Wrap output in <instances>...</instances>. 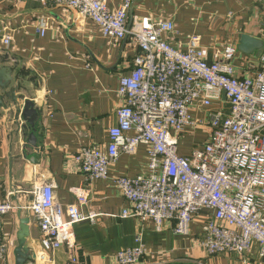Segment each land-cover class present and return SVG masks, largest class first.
<instances>
[{
    "label": "crops",
    "instance_id": "0c3cea01",
    "mask_svg": "<svg viewBox=\"0 0 264 264\" xmlns=\"http://www.w3.org/2000/svg\"><path fill=\"white\" fill-rule=\"evenodd\" d=\"M122 2L110 0L109 6L118 9ZM134 17L172 21L173 47L186 49L192 36L201 37L209 63L216 51L234 46L239 77L253 76L262 68L264 0H134L129 21ZM42 28L44 35L39 32ZM7 34L14 41L9 48L0 46V68L11 69L12 76L9 89L1 92L0 204L11 202L16 209L1 219L9 249L0 264H16L17 235L24 218L30 219L29 247L36 255L27 264H117V253L135 247L138 236L148 249L144 264H264L257 252L208 256L200 245L199 218L187 237L176 235L171 221L159 231L153 222L121 218L129 204L114 180L147 173L145 147L135 156L122 155L105 181H92L76 166L74 157L83 147L107 146V132L117 126L121 105L119 79L131 73L135 50L124 41L106 39L90 20L35 1L0 0V41ZM242 36L261 42V48L241 52ZM12 90L17 104L6 96ZM26 101L33 102L38 112L34 129L19 117ZM43 184L53 187L64 208L77 204L74 190L88 192V204L81 212L98 218L75 225L73 250L62 247L45 254L41 248L40 228L26 207Z\"/></svg>",
    "mask_w": 264,
    "mask_h": 264
},
{
    "label": "built area",
    "instance_id": "2783aa9c",
    "mask_svg": "<svg viewBox=\"0 0 264 264\" xmlns=\"http://www.w3.org/2000/svg\"><path fill=\"white\" fill-rule=\"evenodd\" d=\"M14 1L75 13L81 21H92L106 39L124 41L135 50L131 73L119 79L121 105L117 126L107 132V146L83 147L74 157L84 175L105 181L122 155L135 156L145 147L147 173L114 180L129 204L121 218L153 222L159 231L171 221L182 237L190 235L199 218L200 245L208 256L257 252L264 258V57L260 71L239 77L234 46L216 51L213 63L199 36H192L186 49L173 47L172 21H129L133 0H123L118 9L110 8V0ZM45 31L39 30L41 35ZM13 41L7 34L0 46L9 48ZM199 130L208 134L205 143L183 154L181 139ZM33 196L26 209L40 228L45 254L62 247L73 250L75 225L98 218L81 212L89 200L85 190H74L77 204L66 208L52 186L43 184ZM14 209L11 202L0 204V259L9 249L1 219ZM136 243L117 253V264H144L148 249L142 236Z\"/></svg>",
    "mask_w": 264,
    "mask_h": 264
},
{
    "label": "water",
    "instance_id": "95a60500",
    "mask_svg": "<svg viewBox=\"0 0 264 264\" xmlns=\"http://www.w3.org/2000/svg\"><path fill=\"white\" fill-rule=\"evenodd\" d=\"M262 43L248 36L241 37L239 50L245 54H249L261 48ZM12 82L11 69L0 68V105L3 106L4 95L1 92H6ZM6 96L11 98L13 104H17L15 92L12 90ZM23 119H25L31 127H35L38 119V112L35 105L31 101H26L24 107L20 109ZM30 219L24 218L20 221V230L17 235L18 246L15 250L16 264H27L36 259V255H31V248L29 247L30 238Z\"/></svg>",
    "mask_w": 264,
    "mask_h": 264
},
{
    "label": "rangeland",
    "instance_id": "374dc122",
    "mask_svg": "<svg viewBox=\"0 0 264 264\" xmlns=\"http://www.w3.org/2000/svg\"><path fill=\"white\" fill-rule=\"evenodd\" d=\"M207 136L208 134L201 130L195 133H189L181 139V151L189 153L193 148L200 147L205 143Z\"/></svg>",
    "mask_w": 264,
    "mask_h": 264
}]
</instances>
